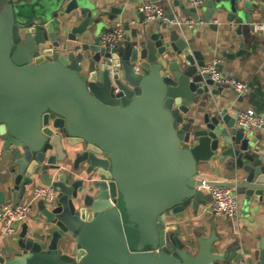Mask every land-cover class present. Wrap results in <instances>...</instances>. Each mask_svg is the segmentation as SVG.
<instances>
[{"label":"water","instance_id":"obj_1","mask_svg":"<svg viewBox=\"0 0 264 264\" xmlns=\"http://www.w3.org/2000/svg\"><path fill=\"white\" fill-rule=\"evenodd\" d=\"M132 3L0 0V204L56 192L0 246V264H264V231L251 254L226 245L214 220L188 224L209 200L204 185L235 190L264 224V151L229 113L228 88L201 72L184 25L140 13L130 26ZM173 5L194 28L232 25L243 40L222 57L246 54L258 4ZM116 23L124 44L108 51L100 35ZM210 163L232 182L198 179Z\"/></svg>","mask_w":264,"mask_h":264},{"label":"crops","instance_id":"obj_2","mask_svg":"<svg viewBox=\"0 0 264 264\" xmlns=\"http://www.w3.org/2000/svg\"><path fill=\"white\" fill-rule=\"evenodd\" d=\"M174 1L186 5L188 3V0H158L153 3L149 0H133V5L128 7L129 10L133 12V15L129 16L130 18L128 17L130 19L129 25H135V22L138 20V15L142 13L140 8L147 3H152L163 8L167 14L173 13L175 15V20L186 19L180 14V10L173 5ZM251 1L260 6L258 12L254 13L253 16L255 23L261 21L264 18V0ZM154 22L151 23L153 24ZM110 25L112 24L107 23L105 27ZM120 25L122 26V24ZM138 26L139 25L136 27ZM183 28L188 37H191L190 41L192 42L194 48L199 50L205 56L207 64L212 60L218 59L221 65V73L224 76L237 79L249 86V92L247 95L243 96V100L240 103L237 101L239 96L233 94L231 90L224 89L222 91L220 97H223L227 102H230L231 108L228 110L229 113H232L231 109H233L232 106H234L236 110L240 112L247 109H253L256 112L264 115V33L256 34L251 30L252 39L243 48L246 50V54L231 61L222 57V53H236L239 49V43L243 40V35L234 36L235 30L232 25H227L226 23L221 22L219 23L217 30H212L208 27H196L192 30L188 29L186 26H183ZM247 132L256 139V147L260 148L261 151H264V128L261 130H248ZM200 167L201 168L199 169L198 177L200 180L203 179L204 181L208 182H232L231 180L227 179L229 176L223 174L221 178L215 179V175L220 176L221 169L217 168L216 173L212 168H210L212 167V163L201 165ZM28 193L30 192H27L20 203L27 202L25 199L28 197ZM237 196L240 204V214L237 219L230 220L225 217L213 216L207 210V201L206 206L200 207L199 214L194 218V220L197 222L194 221V223H192V221H190L188 224L190 225V228L205 225L207 230H209L207 223L211 220H214L216 223V231L219 236H222L223 239L226 240V245L234 247L237 243L240 246L241 253L247 251L248 253L254 254L258 247V240L256 236L264 231V224H262L261 218L257 213L258 207H256V204L252 203L247 208L244 205L243 197L238 194ZM11 202L13 201L10 199V196H6L5 203ZM37 220L36 207L33 206L28 217L18 225L16 234L20 231L24 223L33 226ZM177 222L183 226L182 221ZM2 231L3 227L0 223V246L11 242L12 238V236H4ZM194 249L191 250L194 251Z\"/></svg>","mask_w":264,"mask_h":264},{"label":"built area","instance_id":"obj_3","mask_svg":"<svg viewBox=\"0 0 264 264\" xmlns=\"http://www.w3.org/2000/svg\"><path fill=\"white\" fill-rule=\"evenodd\" d=\"M205 0H188V5L199 8ZM140 11L146 23L159 21L168 23L166 11L152 3L144 4ZM170 23L184 25L188 29H193L196 23L192 19L172 20ZM204 26L202 22L198 24ZM252 31L256 34L264 33V18L252 24ZM124 31L120 24H115L110 32H103L100 35V45L108 51H113L124 44ZM220 61L218 59L209 62L202 73L209 76V79L218 86H226L233 94L243 97L249 92V86L237 79L224 76L218 71ZM236 125L245 130H261L264 128V115L253 109L239 112L236 116ZM202 191L208 195L207 210L217 217H225L235 220L240 214V204L235 190L228 187H208L202 186ZM203 191V192H204ZM55 190L52 187L37 186L31 192V199L25 203H4L0 204V223L2 224L4 236H13L17 232V227L30 214L32 207L37 201L51 202L55 197Z\"/></svg>","mask_w":264,"mask_h":264},{"label":"trees","instance_id":"obj_4","mask_svg":"<svg viewBox=\"0 0 264 264\" xmlns=\"http://www.w3.org/2000/svg\"><path fill=\"white\" fill-rule=\"evenodd\" d=\"M261 108H263V107H261Z\"/></svg>","mask_w":264,"mask_h":264}]
</instances>
